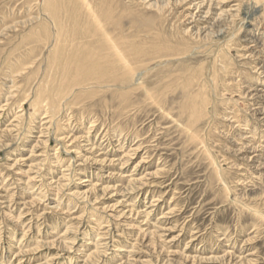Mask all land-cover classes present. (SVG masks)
<instances>
[{"label": "rangeland", "instance_id": "374dc122", "mask_svg": "<svg viewBox=\"0 0 264 264\" xmlns=\"http://www.w3.org/2000/svg\"><path fill=\"white\" fill-rule=\"evenodd\" d=\"M54 1L73 34L98 24ZM88 1L136 50L181 54L36 108L40 85L59 91L50 11L0 0V264H264V99L248 95L264 94L249 52H264V0ZM174 72L206 86L194 129L181 88L162 87Z\"/></svg>", "mask_w": 264, "mask_h": 264}, {"label": "bare ground", "instance_id": "6f19581e", "mask_svg": "<svg viewBox=\"0 0 264 264\" xmlns=\"http://www.w3.org/2000/svg\"><path fill=\"white\" fill-rule=\"evenodd\" d=\"M81 1L83 8L89 10L90 17L93 20L95 19L98 24L96 25L93 23L92 25L94 28L88 29L91 25L86 23L85 25L88 27L87 29L82 30L80 34L76 31L73 34L74 30H68L65 24V18L59 15L57 10L58 6H55L54 4L55 1L46 0L45 7H47L46 9L50 11L49 18L52 25L51 29H48V37L46 36L44 39L46 43H50V62L48 71L59 80L57 89L59 91L56 92V90H46L49 86L48 84L45 85V87L40 85L37 90L36 98L33 100V105L36 108L39 105H43L45 102L47 106L49 105L53 109H59L62 105L60 101L61 98L71 96L75 93L76 88L74 89V86H79L80 89H84L88 85L95 83H127L133 79L134 74H136L135 71L138 67H140V65H146L149 61H158L166 57H174L181 54L177 45H166L164 43H152L145 49L136 50L133 46H131L128 38L125 35L120 34L124 32L119 31L120 33H116L115 31L108 29L101 20H98V11H94L92 8L93 12H90L91 3L88 0ZM76 7L77 6L75 5V9H77ZM65 10L68 12L67 9ZM36 33L38 34V31ZM74 50L75 52H73ZM254 50L255 46H251L249 49L252 57L256 56V59L264 57L263 51ZM167 59L169 60V58ZM145 72L148 71L146 70ZM146 74L148 75V73ZM182 74L183 73H171L168 75L169 78L167 79L170 83H165L164 85L166 86L162 87L165 89L173 86H176V88L179 89L181 88L184 93V100L181 104V114L187 115L188 126L194 129L195 125L199 121L201 122L202 119H205V117L210 114L208 109L210 101L206 96V86H200L199 83L197 84L196 77H185ZM70 80H72L71 85L68 83ZM196 84L198 85V89L193 90V87ZM212 85L217 86V81H215ZM253 91L251 90L248 94L250 98L258 100L264 99V94L263 96L254 94ZM149 93L151 98L154 100L153 93L151 91ZM79 96L80 95H77L75 98H78ZM257 110L260 112L259 117L264 125V106H259ZM193 129H191V137L193 140H197L199 137Z\"/></svg>", "mask_w": 264, "mask_h": 264}]
</instances>
